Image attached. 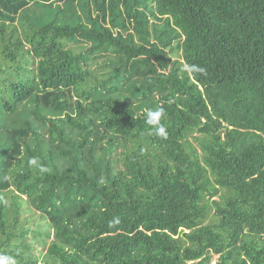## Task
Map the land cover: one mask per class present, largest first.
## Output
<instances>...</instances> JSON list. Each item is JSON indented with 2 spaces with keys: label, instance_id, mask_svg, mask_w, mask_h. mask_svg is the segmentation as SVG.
Instances as JSON below:
<instances>
[{
  "label": "trees",
  "instance_id": "trees-1",
  "mask_svg": "<svg viewBox=\"0 0 264 264\" xmlns=\"http://www.w3.org/2000/svg\"><path fill=\"white\" fill-rule=\"evenodd\" d=\"M0 258L264 264V0H0Z\"/></svg>",
  "mask_w": 264,
  "mask_h": 264
},
{
  "label": "clouds",
  "instance_id": "clouds-1",
  "mask_svg": "<svg viewBox=\"0 0 264 264\" xmlns=\"http://www.w3.org/2000/svg\"><path fill=\"white\" fill-rule=\"evenodd\" d=\"M199 70V69H194ZM162 109L157 111H148L147 112V118H146V124L149 126V134L155 135L160 138H167V131L165 126L160 122L161 116H162ZM30 164L38 169L39 172L43 173L47 171V168L40 164L37 159H32L30 161ZM10 258H0V264H6V261Z\"/></svg>",
  "mask_w": 264,
  "mask_h": 264
},
{
  "label": "rangeland",
  "instance_id": "rangeland-1",
  "mask_svg": "<svg viewBox=\"0 0 264 264\" xmlns=\"http://www.w3.org/2000/svg\"><path fill=\"white\" fill-rule=\"evenodd\" d=\"M42 238H43V237H42ZM42 238H41V240H42ZM42 247H43V246H42L41 243H36L35 251H37V253H41L42 255L45 254V250H43V251L41 252Z\"/></svg>",
  "mask_w": 264,
  "mask_h": 264
}]
</instances>
